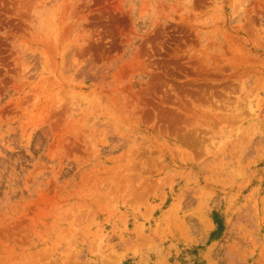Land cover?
Returning <instances> with one entry per match:
<instances>
[{"label": "rangeland", "instance_id": "374dc122", "mask_svg": "<svg viewBox=\"0 0 264 264\" xmlns=\"http://www.w3.org/2000/svg\"><path fill=\"white\" fill-rule=\"evenodd\" d=\"M0 264H264V0H0Z\"/></svg>", "mask_w": 264, "mask_h": 264}]
</instances>
